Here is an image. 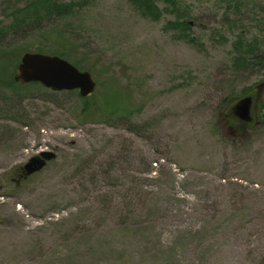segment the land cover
Here are the masks:
<instances>
[{
	"label": "rangeland",
	"instance_id": "374dc122",
	"mask_svg": "<svg viewBox=\"0 0 264 264\" xmlns=\"http://www.w3.org/2000/svg\"><path fill=\"white\" fill-rule=\"evenodd\" d=\"M36 1L0 0V25ZM53 1L79 5L2 43L66 52L90 102L121 93L130 115L84 123L78 91L0 87V264H264V0H176L194 42L163 1L159 21L129 0ZM248 95L253 122L231 126ZM42 152L56 158L24 179Z\"/></svg>",
	"mask_w": 264,
	"mask_h": 264
},
{
	"label": "trees",
	"instance_id": "16d2710c",
	"mask_svg": "<svg viewBox=\"0 0 264 264\" xmlns=\"http://www.w3.org/2000/svg\"><path fill=\"white\" fill-rule=\"evenodd\" d=\"M136 11L144 18L151 19L153 21H159L162 16V12L160 11L157 2L163 1L164 3L170 5L177 12L178 19L174 22L169 23V27L172 30H179L184 37H187L189 42H194V39L189 38L188 31L191 29L188 22H186L181 17V10L176 5V0H129ZM78 3H58L53 0H37L33 4L26 5L21 10H19L15 15V19H13L12 23L6 27L0 25V87L5 89H15V87L20 88H40L39 84H28L23 85L21 83H16L14 81V76L17 74L18 66L21 62L22 55L28 52L24 46L13 47L10 44L2 43L4 37H6L10 32L20 31L24 34V30L30 28L29 31H37L42 28H46L55 24L57 20L67 17L76 11V7ZM27 35V34H26ZM50 39V40H49ZM49 41L53 43H59L60 40L63 39V35L61 32L53 31L50 34ZM236 63H239L243 66L255 65L250 61L255 59L253 56L256 52V48L252 46L250 50V55L244 52L243 43L241 41L236 44ZM250 46V47H251ZM41 52V50H40ZM57 56H60L70 63L75 65L78 69L82 71H86L81 69L80 65L71 61L70 56L63 51H58L55 53ZM253 57V59H251ZM260 63V62H258ZM253 88H249L246 90L249 93ZM93 94L87 98L80 97L83 108L81 112V119L84 123H98V122H108L111 119H124L130 115L128 111V99L123 94H114L111 96V99L105 101L104 104L99 105L94 102H90L93 99ZM232 121L227 122V125H230ZM234 124L231 126L239 127L243 124L240 121H233Z\"/></svg>",
	"mask_w": 264,
	"mask_h": 264
},
{
	"label": "water",
	"instance_id": "95a60500",
	"mask_svg": "<svg viewBox=\"0 0 264 264\" xmlns=\"http://www.w3.org/2000/svg\"><path fill=\"white\" fill-rule=\"evenodd\" d=\"M16 83L23 85L40 84L54 92L78 91L82 98L92 95L97 89V83L88 71H81L68 60L43 53L26 52L14 76ZM253 97L245 96L238 100L231 108V114L244 124L253 122ZM52 152H42L33 157L22 167L24 179L40 172L48 162L54 160Z\"/></svg>",
	"mask_w": 264,
	"mask_h": 264
}]
</instances>
